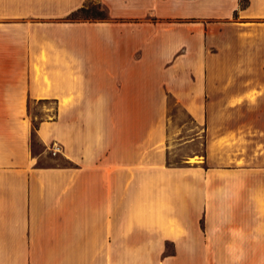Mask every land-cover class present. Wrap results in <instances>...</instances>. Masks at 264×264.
Returning <instances> with one entry per match:
<instances>
[{
    "label": "crops",
    "instance_id": "crops-1",
    "mask_svg": "<svg viewBox=\"0 0 264 264\" xmlns=\"http://www.w3.org/2000/svg\"><path fill=\"white\" fill-rule=\"evenodd\" d=\"M0 264H264V0H0Z\"/></svg>",
    "mask_w": 264,
    "mask_h": 264
},
{
    "label": "rangeland",
    "instance_id": "rangeland-1",
    "mask_svg": "<svg viewBox=\"0 0 264 264\" xmlns=\"http://www.w3.org/2000/svg\"><path fill=\"white\" fill-rule=\"evenodd\" d=\"M88 8V17L89 18H96L97 19V13H99V17L98 18H102L104 16V12L102 11L101 7L95 2V1H91L90 4H87L86 6ZM171 113H176L177 115H179L180 117L183 118L182 114L179 113L177 111V109L173 108L171 109ZM51 118H53V116L51 115ZM34 125H37V122L34 121ZM33 147L36 149L38 148V144L34 141ZM185 152H188V150H185ZM177 157L175 156H171L169 158V163L170 164H175L177 162ZM197 159V158H195Z\"/></svg>",
    "mask_w": 264,
    "mask_h": 264
},
{
    "label": "trees",
    "instance_id": "trees-1",
    "mask_svg": "<svg viewBox=\"0 0 264 264\" xmlns=\"http://www.w3.org/2000/svg\"><path fill=\"white\" fill-rule=\"evenodd\" d=\"M87 11H88V8L85 6L83 8L78 9L77 11L71 13L68 16L67 19L70 20V21H80V20L90 21V20H102L105 17V16H103L102 18H98L99 17V13H97V19L96 18H93V17L92 18H89ZM33 129L34 130H37V125H33Z\"/></svg>",
    "mask_w": 264,
    "mask_h": 264
},
{
    "label": "built area",
    "instance_id": "built-area-1",
    "mask_svg": "<svg viewBox=\"0 0 264 264\" xmlns=\"http://www.w3.org/2000/svg\"><path fill=\"white\" fill-rule=\"evenodd\" d=\"M57 152H58L57 150H53V151H51V154H52L53 156H55V154H56Z\"/></svg>",
    "mask_w": 264,
    "mask_h": 264
}]
</instances>
